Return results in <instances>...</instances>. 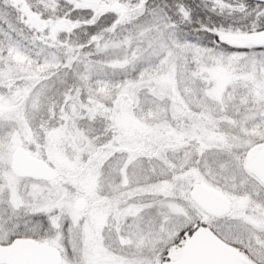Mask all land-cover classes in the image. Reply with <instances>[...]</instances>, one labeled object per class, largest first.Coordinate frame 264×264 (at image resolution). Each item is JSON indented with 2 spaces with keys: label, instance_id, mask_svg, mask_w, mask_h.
Returning a JSON list of instances; mask_svg holds the SVG:
<instances>
[{
  "label": "snow or ice",
  "instance_id": "6c2138e0",
  "mask_svg": "<svg viewBox=\"0 0 264 264\" xmlns=\"http://www.w3.org/2000/svg\"><path fill=\"white\" fill-rule=\"evenodd\" d=\"M0 264H264V0H0Z\"/></svg>",
  "mask_w": 264,
  "mask_h": 264
}]
</instances>
